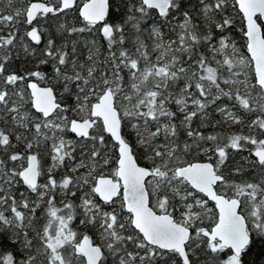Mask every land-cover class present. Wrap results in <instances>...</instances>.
Returning <instances> with one entry per match:
<instances>
[{"label": "snow or ice", "instance_id": "obj_1", "mask_svg": "<svg viewBox=\"0 0 264 264\" xmlns=\"http://www.w3.org/2000/svg\"><path fill=\"white\" fill-rule=\"evenodd\" d=\"M257 245L264 0L0 10V264H256Z\"/></svg>", "mask_w": 264, "mask_h": 264}, {"label": "trees", "instance_id": "obj_2", "mask_svg": "<svg viewBox=\"0 0 264 264\" xmlns=\"http://www.w3.org/2000/svg\"><path fill=\"white\" fill-rule=\"evenodd\" d=\"M26 1L25 0H13V3L11 5V7H9L8 3L7 2H1L0 3V8L1 10H3V14L7 15V14H10L11 12H13L15 10V8L17 7V5L19 4H22L23 6L25 5ZM117 3H119V0H117ZM193 3H195V0H193ZM77 14L76 13H73L72 14V19L73 21L75 22V16ZM155 18V17H154ZM77 26H82L81 24H78ZM21 28V31L19 33V35H23V31H24V26L21 25L20 26ZM239 29H240V23H239V18H237V24H236V28L234 29V32H235V39H236V42H237V45L238 47L240 46V44L243 43V41L240 40V32H239ZM231 35V33H230ZM83 36H86L87 39L89 40H92V39H96L100 45H104L106 42H104L100 36V33L98 31H93L91 34H82V37ZM47 39V37H45V40ZM79 51L82 53V55L80 56V59L81 61L84 60V58L86 57L87 55V52L86 50L83 48V45L80 44L79 46ZM39 48L42 50L43 49V44L39 46ZM103 51V49H102ZM246 51V49H245ZM15 67L19 70L21 68H31L32 67V60L31 58H28L27 61L25 59V57L23 56V53L20 54V58L15 62ZM45 71H47V69H44ZM62 91V89H61ZM215 115V118L216 119H219V115L218 114H214ZM198 123V121H197ZM219 130V129H218ZM232 131H243L245 134H247V128H240V127H233L231 129ZM207 131H211V129H208ZM236 159H239V156L236 157ZM51 160H50V157L47 155L46 151L43 152L41 154V164H42V167L43 169L45 170V173H46V167L50 164ZM57 172L59 173L60 170H57ZM251 175V174H249ZM237 180L240 179V177H237L236 178ZM40 181H45L46 182V174L43 175L40 179H39V182ZM210 206L211 203H210ZM75 223V222H74ZM208 222H206L207 224ZM250 262H256V264H264V247L262 246H254L253 249H252V252L249 254V257L247 258Z\"/></svg>", "mask_w": 264, "mask_h": 264}, {"label": "rangeland", "instance_id": "obj_3", "mask_svg": "<svg viewBox=\"0 0 264 264\" xmlns=\"http://www.w3.org/2000/svg\"><path fill=\"white\" fill-rule=\"evenodd\" d=\"M25 1H26V3H27V0H25ZM1 2H2V3H3V2H4V3H5V2L8 3V0H0V3H1ZM26 3H25V5H26ZM25 5H24V6H25ZM24 6H23L22 4H19V5H17V7H16L15 9H17V8H22V7H24ZM0 10H1V8H0ZM69 138H74V137H71V136H70ZM50 164H51V162H50ZM50 164H49V165H50ZM49 165H48V166H49ZM48 166H47V167H48ZM47 167H46V169H47ZM44 182H45V181H40V183H44ZM16 187H17L20 191H25V188H24L23 186H21V185H17Z\"/></svg>", "mask_w": 264, "mask_h": 264}, {"label": "water", "instance_id": "obj_4", "mask_svg": "<svg viewBox=\"0 0 264 264\" xmlns=\"http://www.w3.org/2000/svg\"><path fill=\"white\" fill-rule=\"evenodd\" d=\"M41 86H44L43 84H41Z\"/></svg>", "mask_w": 264, "mask_h": 264}]
</instances>
